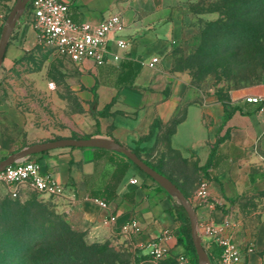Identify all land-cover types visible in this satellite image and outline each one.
I'll use <instances>...</instances> for the list:
<instances>
[{
  "label": "crops",
  "instance_id": "1",
  "mask_svg": "<svg viewBox=\"0 0 264 264\" xmlns=\"http://www.w3.org/2000/svg\"><path fill=\"white\" fill-rule=\"evenodd\" d=\"M61 1L78 24H98L113 14L122 18L124 30L109 38L102 65L91 59L79 64L65 59L79 77L94 82V110L109 108L107 116L97 117L98 126L91 113H84L73 115L66 127L26 130L27 145L101 137L137 150L139 158L175 184L189 202L209 264H219L217 238L238 246L239 264H264V111L244 101L264 98V90L239 94L226 105L197 101L186 77L168 70L166 54L176 40L175 8L184 0ZM116 38L125 48L117 47ZM10 41L3 61L19 57L37 42L29 13L27 21L21 15ZM153 58L157 62L150 67ZM123 62L140 65L132 85L116 82ZM154 122H158L154 136L139 142ZM102 150L60 148L25 160L38 162L41 171L63 187L58 201L73 208L76 224L88 229L92 237L118 235L137 252L139 263L193 264L192 255H185L178 243L179 223L170 213L178 204L175 198L122 154ZM121 164L126 166L123 175L118 172ZM114 181V197L107 209H101L95 200L102 201ZM202 182L207 183L205 202L198 196ZM23 188L30 190L21 186L17 197ZM130 221L137 222L139 232L124 236L120 227ZM209 227L217 230L216 236L206 231ZM159 239L166 254L153 261L148 244ZM180 258H184L182 263Z\"/></svg>",
  "mask_w": 264,
  "mask_h": 264
},
{
  "label": "rangeland",
  "instance_id": "2",
  "mask_svg": "<svg viewBox=\"0 0 264 264\" xmlns=\"http://www.w3.org/2000/svg\"><path fill=\"white\" fill-rule=\"evenodd\" d=\"M15 1L0 0L4 20ZM256 4L240 2L234 19L228 15L232 4L222 0L177 4L176 40L166 61L171 73L186 77L197 101L226 105L239 94L264 90V5ZM28 13L29 7L25 21ZM233 20L243 37L228 36L225 27ZM13 35L14 29L10 40ZM94 88L37 42L19 57H7L0 66V160L28 146L26 130L66 127L73 115L91 113ZM72 210L25 188L12 198L0 186V264H143L118 235L92 237Z\"/></svg>",
  "mask_w": 264,
  "mask_h": 264
},
{
  "label": "built area",
  "instance_id": "3",
  "mask_svg": "<svg viewBox=\"0 0 264 264\" xmlns=\"http://www.w3.org/2000/svg\"><path fill=\"white\" fill-rule=\"evenodd\" d=\"M30 23L36 34L37 43L43 47L52 49L59 56L74 64L91 59L98 66L104 63L107 49L106 44L110 37L118 36L124 30V23L119 14H113L98 24L87 22L75 23L68 14V8L61 0H28ZM4 24V17L0 15V34ZM117 47L125 48V43L115 40ZM114 59L117 57L114 56ZM157 62L153 58L149 64L152 67ZM50 87H53L51 84ZM244 101L249 104L260 105L264 111V98L260 96L246 97ZM133 184L136 180L131 181ZM0 186L4 187L10 197L16 198L21 186H27L39 195L54 198L63 195V187L53 178L41 171L38 162L23 160L5 167L0 171ZM198 196L205 202L208 196L207 183L199 185ZM95 203L101 209H107V204L100 200ZM113 217L110 218L113 221ZM209 234L216 236L217 230L207 228ZM139 227L136 221H130L120 227V233L124 236L137 234ZM221 245L219 264H239L240 250L238 246L228 239L217 238ZM149 255L153 261L161 260L166 250L161 246V240L148 244ZM184 258H180L182 263Z\"/></svg>",
  "mask_w": 264,
  "mask_h": 264
},
{
  "label": "water",
  "instance_id": "4",
  "mask_svg": "<svg viewBox=\"0 0 264 264\" xmlns=\"http://www.w3.org/2000/svg\"><path fill=\"white\" fill-rule=\"evenodd\" d=\"M28 0H16L10 11L5 17L4 24L0 34V66L3 62L5 52L8 46L10 35L16 26L19 18L25 10ZM60 148H89V149H104L111 150L122 154L127 158L140 172L154 181L157 185L167 191L177 203L184 209L190 229V238L197 257V264H209V258L202 247L200 238L196 232V219L194 210L191 208L189 202L180 192V190L164 175L158 173L153 168L148 166L142 159L137 157L134 152L128 150L124 146L117 142L101 138V137H89V138H63L41 144H34L21 149L17 152L11 153L5 159L0 161V171L5 167L10 166L19 161H23L28 157L43 153L53 149Z\"/></svg>",
  "mask_w": 264,
  "mask_h": 264
},
{
  "label": "trees",
  "instance_id": "5",
  "mask_svg": "<svg viewBox=\"0 0 264 264\" xmlns=\"http://www.w3.org/2000/svg\"><path fill=\"white\" fill-rule=\"evenodd\" d=\"M245 1H247V0H222V3H225V2L228 3L229 2L232 4V7L230 8V11L228 12V15H230L232 17V14L235 12V8L238 6V4L240 2L242 3ZM248 1H251V0H248ZM254 1L257 2L256 6L258 4L264 5V0H254ZM28 7H29V5L27 4L25 7V11L28 9ZM222 7H224V6H222ZM236 23L237 22L236 21L234 22V20L231 24L229 23V25H227V27H225V29H227L226 32L228 33V36H232V35L234 36L235 35L236 37H243L245 32H242V35H241L242 30L238 27V26L242 27V25H238V23L237 24ZM239 41H242V40H239ZM119 69H120V73L118 74V77L116 80L117 84L118 85H132L134 78L136 77V75L140 71V65L137 63H133V62H123L120 64ZM108 108H109V106H105L103 108V110L100 112H96L95 110L91 109V114L94 117L97 126H98L97 117L107 116ZM157 126H158V122H154V124L152 125V127L150 129L148 136L144 137L139 142L149 140L151 137H153L155 128ZM86 138H89V137H86ZM96 150L103 151L102 149H96ZM134 154L137 157H139L137 154V150H134ZM127 162L129 164H131L130 161L127 160ZM123 164L118 166L119 168H121L120 170H118L119 175H123V172L126 168V166ZM146 164L148 166H150L148 163H146ZM151 168H153V167H151ZM154 170L157 171L156 169H154ZM157 172L160 173L159 171H157ZM116 182L114 181V184L112 186H110V188L107 189L105 196L102 198V201L105 202L106 204L109 203L111 201V199L114 197V188L116 187ZM170 213L174 216L175 221H177L179 223L178 227H179L180 236L178 238V243L183 247L185 255H189V254L192 255V259L194 260L193 264H197V257L195 255V251H194V248H193V245L191 242V238H190L189 221H188V218H187V215H186L184 209L182 208V206H180L178 204H174L170 210Z\"/></svg>",
  "mask_w": 264,
  "mask_h": 264
}]
</instances>
